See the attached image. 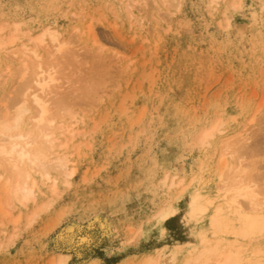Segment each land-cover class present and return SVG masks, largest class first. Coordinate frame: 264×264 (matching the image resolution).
<instances>
[{
  "label": "rangeland",
  "instance_id": "rangeland-1",
  "mask_svg": "<svg viewBox=\"0 0 264 264\" xmlns=\"http://www.w3.org/2000/svg\"><path fill=\"white\" fill-rule=\"evenodd\" d=\"M127 1L0 0V23L25 21L34 30L56 22L72 41L71 58L59 65L62 94L87 133L80 156L69 148L77 167L70 185L60 179L52 198L45 188L16 210L18 223L0 212V264H59L60 254L69 256L64 264H136L149 251L167 262L175 244L194 236L188 194L166 190L164 178L213 181L218 160L196 134L220 117L230 134L245 130L264 99V0H219L216 8L210 0H180L179 7L140 0L144 27L127 16ZM90 23L97 42L75 30ZM3 54L0 74L11 64ZM16 77L11 64L6 91ZM169 197L179 213L158 222ZM78 230L91 235L89 243L79 235L67 242Z\"/></svg>",
  "mask_w": 264,
  "mask_h": 264
},
{
  "label": "bare ground",
  "instance_id": "bare-ground-1",
  "mask_svg": "<svg viewBox=\"0 0 264 264\" xmlns=\"http://www.w3.org/2000/svg\"><path fill=\"white\" fill-rule=\"evenodd\" d=\"M172 1H177L179 7L180 0ZM231 1V5L238 3ZM137 2L140 0L124 3L127 16L144 27L149 20L137 9ZM153 2L160 5L159 0ZM162 2L171 6L169 0ZM218 3L219 0H210L208 4L216 8ZM161 21L157 18V22ZM25 25V21L0 23V53L15 65L17 72L10 91H6L11 64L5 67L3 62L5 70L0 74V93L5 91L0 99V212L5 217L12 216L15 223L21 219L20 215H15L16 210L37 202L39 193L45 188L52 198L59 190L60 179L65 185L72 183L77 167L69 148L75 147L76 157L80 156L83 139L87 138V133H82L83 117L79 118L77 112L65 105L67 98L62 94L66 88L62 80L65 71L59 65L66 55L71 58L74 51L69 45L72 41L64 38L56 22L34 30ZM92 25L75 27V30L79 36L86 34L97 42L96 29ZM153 26L157 31L158 25ZM251 114L249 126L240 132L230 134L228 122L222 117L199 130L196 144L207 151V157L218 160L213 181L206 182L195 174L188 181L184 177L176 179V176H166L163 180L166 190L178 189L182 196L188 194L194 241L175 244L167 262L149 251L138 264H264V126L257 130L258 123H264V99L256 104ZM171 197L169 205L162 206L155 216L158 222H165L179 213L178 207L171 204ZM48 204L43 203L39 208H46ZM36 212L30 216V222L37 216ZM81 231L70 234L67 242L73 244L79 235L80 243H89L91 235ZM68 257L60 254L58 263L64 264Z\"/></svg>",
  "mask_w": 264,
  "mask_h": 264
}]
</instances>
